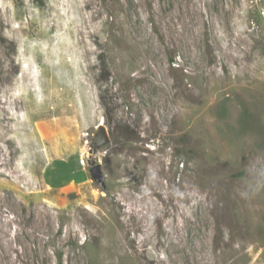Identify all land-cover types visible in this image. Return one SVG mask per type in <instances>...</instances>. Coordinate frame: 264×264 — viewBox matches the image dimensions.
<instances>
[{
  "label": "rangeland",
  "instance_id": "rangeland-1",
  "mask_svg": "<svg viewBox=\"0 0 264 264\" xmlns=\"http://www.w3.org/2000/svg\"><path fill=\"white\" fill-rule=\"evenodd\" d=\"M0 264H264V0H0Z\"/></svg>",
  "mask_w": 264,
  "mask_h": 264
},
{
  "label": "water",
  "instance_id": "water-1",
  "mask_svg": "<svg viewBox=\"0 0 264 264\" xmlns=\"http://www.w3.org/2000/svg\"><path fill=\"white\" fill-rule=\"evenodd\" d=\"M110 139L109 132L104 124H100L98 127V131L95 134L93 141H92V147L93 149L91 152L94 150H97L99 147L103 146L106 144ZM88 164L90 165V173L93 176V178L97 179L98 181H104V173L101 168L100 163H94L90 159L88 161Z\"/></svg>",
  "mask_w": 264,
  "mask_h": 264
},
{
  "label": "crops",
  "instance_id": "crops-1",
  "mask_svg": "<svg viewBox=\"0 0 264 264\" xmlns=\"http://www.w3.org/2000/svg\"><path fill=\"white\" fill-rule=\"evenodd\" d=\"M51 124H53V128H59L60 124H63L62 120H56V121H50ZM59 125V126H58ZM62 133H65V128L61 131Z\"/></svg>",
  "mask_w": 264,
  "mask_h": 264
},
{
  "label": "built area",
  "instance_id": "built-area-1",
  "mask_svg": "<svg viewBox=\"0 0 264 264\" xmlns=\"http://www.w3.org/2000/svg\"><path fill=\"white\" fill-rule=\"evenodd\" d=\"M88 161H89L88 156H86V158L85 157L81 158V160H80L81 164H83V165L87 164Z\"/></svg>",
  "mask_w": 264,
  "mask_h": 264
},
{
  "label": "trees",
  "instance_id": "trees-1",
  "mask_svg": "<svg viewBox=\"0 0 264 264\" xmlns=\"http://www.w3.org/2000/svg\"><path fill=\"white\" fill-rule=\"evenodd\" d=\"M59 260H60V261L62 260L60 256H59Z\"/></svg>",
  "mask_w": 264,
  "mask_h": 264
}]
</instances>
